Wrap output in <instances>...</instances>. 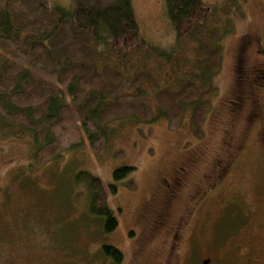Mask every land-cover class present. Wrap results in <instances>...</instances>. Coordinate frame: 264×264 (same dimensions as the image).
<instances>
[{"label": "trees", "instance_id": "16d2710c", "mask_svg": "<svg viewBox=\"0 0 264 264\" xmlns=\"http://www.w3.org/2000/svg\"><path fill=\"white\" fill-rule=\"evenodd\" d=\"M164 2L175 35L168 47H157L143 37L133 0H73L71 5L54 0H0V121L12 125L13 137L21 139L26 133L32 134L36 161L30 167L32 172L81 146L85 136L92 153L102 156L108 147L107 136L112 133L109 125L127 120L151 125L163 118L167 128L177 132L183 127L185 115H189L187 125L201 142L206 137L207 123L217 115V122L226 131L222 138L224 153L208 159L204 142L196 147L191 142L181 159L194 154L199 161L194 162L196 165L201 161L200 165L212 169L218 164L216 159L232 154L239 132L231 133L235 118L226 108L229 98L219 97L221 88L215 83L223 66L222 40L233 28L228 21L221 29L219 14H229L231 7L209 6L202 0ZM256 35L259 34L247 35L240 57L250 56L249 50L255 46L249 42ZM236 70L234 67V75ZM135 171L132 166L116 169L111 183L81 174L91 193L90 213L103 219L106 234L119 223L110 199L124 182L129 190H138L137 183L128 180ZM163 174L159 173L155 185ZM209 175L210 170L191 181L181 214L184 209L196 210L199 206ZM229 198L225 196L223 200ZM227 214L229 210L224 209L221 239L214 234L211 240L213 246L218 243L224 253L229 252L224 259L230 255L229 244H224L226 238L231 242L254 235L250 232L254 226H250L243 236L246 228L231 221ZM145 217L142 224L148 222L150 227L140 229V245L155 233ZM3 231L4 226H0V233ZM116 248L101 246L104 260L122 264L123 252ZM194 252L195 261L197 251ZM4 253L0 248V256ZM193 259L190 258L192 262ZM170 261L166 253L164 264Z\"/></svg>", "mask_w": 264, "mask_h": 264}, {"label": "rangeland", "instance_id": "374dc122", "mask_svg": "<svg viewBox=\"0 0 264 264\" xmlns=\"http://www.w3.org/2000/svg\"><path fill=\"white\" fill-rule=\"evenodd\" d=\"M54 1L67 5L73 3V0ZM202 1L218 8L231 7L229 14H219L221 19L218 21L221 29L228 21L233 26L222 40L223 66L215 81L221 88L219 97L225 98L235 79V64L243 59L240 53L247 35L255 32L264 39V0ZM133 5L143 37L157 47L170 46L175 35L166 16L164 0H133ZM254 49L249 50L251 61L263 62L256 57ZM188 119L189 115H185L183 127L177 132H171L163 118L151 125L133 120L113 123L109 125L112 133L107 136L108 147L102 156L97 157L92 153L85 136L81 146L33 172L30 167L36 165V161L33 159L35 144L32 134L26 133L21 139L13 137L10 130L12 125L0 121V209H4L0 212L3 215L0 217V226H4L5 230L0 233L4 235L0 238V248H4L9 257L11 253L18 258L20 263L27 260V264H111L104 260L101 249V246L109 245L123 252L122 264H164V257L171 245V239L165 232H155L153 236L150 234L143 245L135 243L141 229L140 212L152 196L159 173L169 168V162L178 160L191 146V142L194 147L204 142V155L208 159L224 153L222 138L226 131L217 122V115L207 123L206 137L201 142L193 136L187 125ZM231 133L233 135L234 130ZM229 143L231 146L230 140ZM129 166L136 168L128 180L133 179L138 190H129L124 186L125 182L119 185L118 194L110 199L119 223L114 231L106 234L103 231V219L90 213L91 193L81 174L111 183L116 169ZM205 167L206 164L201 165L192 174V181L200 178L202 172L210 170L212 174L216 171ZM250 170L242 164L235 166L230 176L219 185V191H215L217 194H213L202 208H197L188 234L179 242L178 259L174 264H200L210 257L213 264H220L206 244L214 239L212 232L217 224L214 218L218 202L225 196L237 198L247 193L241 178L247 176ZM252 196L249 194L250 198ZM248 203L252 211L257 212L256 202L249 199ZM23 223H26L25 227ZM142 226L147 229L150 227L148 222ZM188 237L190 239L187 242ZM229 241L226 238L224 244ZM194 244H199L201 249L193 247ZM189 246L197 251V259H193V262L188 258ZM29 253L38 257L34 263L28 259ZM135 258L137 262L133 260Z\"/></svg>", "mask_w": 264, "mask_h": 264}, {"label": "flooded vegetation", "instance_id": "af4514ba", "mask_svg": "<svg viewBox=\"0 0 264 264\" xmlns=\"http://www.w3.org/2000/svg\"><path fill=\"white\" fill-rule=\"evenodd\" d=\"M248 38L249 36L246 37L245 43ZM249 43L255 46L254 53L263 62L251 61L250 56L248 58L245 56L240 65H235L238 70H236L237 73L230 88V94L227 95L229 99L226 101L227 111L235 118L232 130L235 134L239 132L238 144L232 145L235 150L231 155L216 159L218 164L212 166L216 171L209 175L210 180L206 177L205 180L207 181L204 185L207 190H203L198 202L200 201L199 206L201 204L205 205L213 194H217L215 191L223 183L222 181L230 176L235 166L239 167L242 164L247 169H251L247 176L244 175L245 177L241 178L244 182L243 188H246L247 193L242 194L241 197H231L226 201L221 200L218 202V207H220L219 213H216V215H219L214 218L217 224L214 225L212 234H215L218 240L221 239L224 209H228L229 214L226 217L228 216L232 219L231 221L235 220L238 225L246 228L247 231L242 235L246 236L249 227L254 226L250 232L255 236L233 239L231 242H227L230 255L225 259L223 248L218 246V243L213 246L212 241L211 243L206 242V244H210L208 246L211 247L208 248L212 250L215 260L220 264H264V58L261 57L264 56V42L259 35H256ZM246 80L250 82H245ZM231 93H233V98ZM179 158L169 162V168L164 171L162 178L158 180L154 188L155 191H153L151 198L147 200L139 217V228H143V218L148 216L145 218L150 220L151 229L156 233L165 232L167 237L171 239V245L167 250V254L171 256V261L168 264L176 263L179 242L184 238V235L188 234V228L191 226V221L199 207H196V210L193 208L188 210L191 208L189 207L186 210L184 209L183 214H181V205H183L185 197L189 194L190 184H192V180L189 178L201 166L202 162L200 161V164L196 165L194 162L199 161L194 154L188 155L184 159H181V156ZM243 182H241V186ZM249 194L253 196L250 198ZM249 199L256 202L257 212L252 211V206L248 203ZM0 210L1 213L4 211L3 209ZM23 225L25 227L26 223H23ZM189 239L190 237L187 238V242ZM140 241L137 236L135 243L138 245ZM194 246L199 250L201 249L199 244H194ZM193 247H188V258L191 259H193ZM4 251L5 253L0 256V264H27V260L20 263L18 258L13 257L11 253L9 257L6 254L7 251ZM25 253L22 252L21 254ZM27 256L31 263H34L38 258L32 256L31 253ZM190 262L192 261L190 260ZM200 264H213V259L211 257L207 258L201 261Z\"/></svg>", "mask_w": 264, "mask_h": 264}]
</instances>
